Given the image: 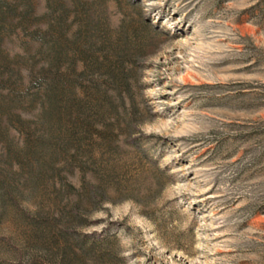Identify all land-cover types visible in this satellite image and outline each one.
Wrapping results in <instances>:
<instances>
[{
	"label": "rangeland",
	"instance_id": "rangeland-1",
	"mask_svg": "<svg viewBox=\"0 0 264 264\" xmlns=\"http://www.w3.org/2000/svg\"><path fill=\"white\" fill-rule=\"evenodd\" d=\"M0 264H264V0H0Z\"/></svg>",
	"mask_w": 264,
	"mask_h": 264
},
{
	"label": "trees",
	"instance_id": "trees-1",
	"mask_svg": "<svg viewBox=\"0 0 264 264\" xmlns=\"http://www.w3.org/2000/svg\"><path fill=\"white\" fill-rule=\"evenodd\" d=\"M89 188H90L89 195L91 197L90 199L94 202L100 196V192H98L95 189V186L90 185ZM70 215L73 218L74 222H76V223H81L83 221L81 218L82 216L80 214L78 205H76V204L74 206H71Z\"/></svg>",
	"mask_w": 264,
	"mask_h": 264
}]
</instances>
